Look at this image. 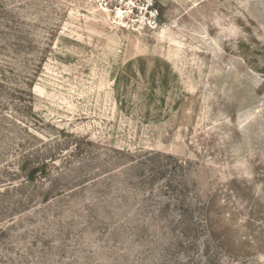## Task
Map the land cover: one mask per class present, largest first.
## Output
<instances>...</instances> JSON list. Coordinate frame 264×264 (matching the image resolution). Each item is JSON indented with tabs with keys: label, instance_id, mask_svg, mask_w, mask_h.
<instances>
[{
	"label": "rangeland",
	"instance_id": "rangeland-1",
	"mask_svg": "<svg viewBox=\"0 0 264 264\" xmlns=\"http://www.w3.org/2000/svg\"><path fill=\"white\" fill-rule=\"evenodd\" d=\"M0 264H264V0H0Z\"/></svg>",
	"mask_w": 264,
	"mask_h": 264
},
{
	"label": "bare ground",
	"instance_id": "bare-ground-1",
	"mask_svg": "<svg viewBox=\"0 0 264 264\" xmlns=\"http://www.w3.org/2000/svg\"><path fill=\"white\" fill-rule=\"evenodd\" d=\"M118 14L121 16L123 14V11L121 9H119Z\"/></svg>",
	"mask_w": 264,
	"mask_h": 264
}]
</instances>
